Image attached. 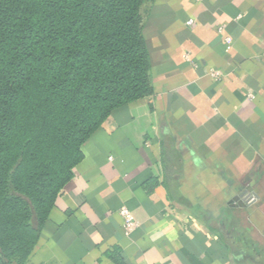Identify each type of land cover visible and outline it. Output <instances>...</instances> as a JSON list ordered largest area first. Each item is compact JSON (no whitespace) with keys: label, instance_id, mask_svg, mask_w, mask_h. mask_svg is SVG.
Returning <instances> with one entry per match:
<instances>
[{"label":"crops","instance_id":"1","mask_svg":"<svg viewBox=\"0 0 264 264\" xmlns=\"http://www.w3.org/2000/svg\"><path fill=\"white\" fill-rule=\"evenodd\" d=\"M143 19L154 92L83 144L25 264H264V0H154Z\"/></svg>","mask_w":264,"mask_h":264},{"label":"trees","instance_id":"2","mask_svg":"<svg viewBox=\"0 0 264 264\" xmlns=\"http://www.w3.org/2000/svg\"><path fill=\"white\" fill-rule=\"evenodd\" d=\"M153 2L0 0V264L26 263L90 136L153 94Z\"/></svg>","mask_w":264,"mask_h":264},{"label":"built area","instance_id":"3","mask_svg":"<svg viewBox=\"0 0 264 264\" xmlns=\"http://www.w3.org/2000/svg\"><path fill=\"white\" fill-rule=\"evenodd\" d=\"M191 23H192L191 20L187 21L188 25ZM225 41L227 43H230V39L228 37L225 38ZM211 75L216 77V76H218V73L212 72ZM242 200L246 205H251L256 201V198L252 194H245L242 197ZM119 214L122 218L123 228L125 229L126 232L130 231L131 229H133L136 226V221L134 220L133 215L131 214V212L126 207H121L119 210Z\"/></svg>","mask_w":264,"mask_h":264}]
</instances>
